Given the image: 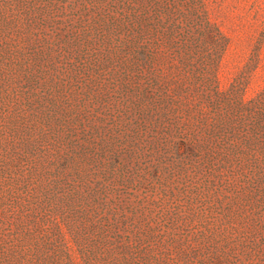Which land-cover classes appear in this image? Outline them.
Segmentation results:
<instances>
[{
	"label": "rangeland",
	"instance_id": "rangeland-1",
	"mask_svg": "<svg viewBox=\"0 0 264 264\" xmlns=\"http://www.w3.org/2000/svg\"><path fill=\"white\" fill-rule=\"evenodd\" d=\"M0 264H264V0H0Z\"/></svg>",
	"mask_w": 264,
	"mask_h": 264
}]
</instances>
